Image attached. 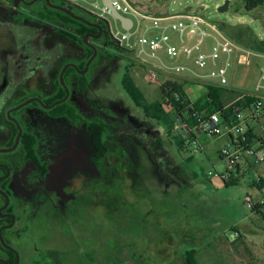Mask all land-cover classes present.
Listing matches in <instances>:
<instances>
[{
    "label": "rangeland",
    "instance_id": "1",
    "mask_svg": "<svg viewBox=\"0 0 264 264\" xmlns=\"http://www.w3.org/2000/svg\"><path fill=\"white\" fill-rule=\"evenodd\" d=\"M131 1L150 13L193 11L217 25L247 24L264 40V26L255 18L264 16V10L245 14L244 0H230L229 9L223 12L219 7L227 0ZM18 5L15 0H0V87L6 59L15 45L4 22L39 24L30 12L42 6L33 3L27 6L29 13H22V4ZM84 8L99 12L88 5ZM76 10L91 18L83 9ZM104 24L107 30L110 24L114 32L121 26L110 15ZM58 38L65 39L54 32L50 41ZM76 47L79 53L85 50L82 45ZM101 51L86 73L68 71L63 81L60 72L68 58L61 59L51 72V88L37 73L28 85L19 88L0 119L8 133H0V147L12 146L23 133L15 150L0 152V160L13 167L12 177L31 166L30 148L37 161L47 167L46 177L40 176L44 182L33 177V184L26 183L30 192L13 179L11 207L17 220L10 234L20 264H187L186 255L191 250L196 251L199 264H264V210L257 207L264 200V190L254 186L255 181H264V166L244 167L240 175L236 168L228 173V164L221 156L231 141L228 135L209 137L198 132L191 138L172 113L167 116L176 120L175 124H158L134 103L123 87V78L129 72L153 105L162 103L161 84L165 81L183 84L193 101L206 93L207 85L161 70L159 81L152 82L146 74L150 65L160 64L158 60L143 61L117 49L121 56L109 58ZM163 58L171 66L196 68L184 56ZM256 59L250 66L237 65L230 71L226 103L256 92ZM81 60L69 59L77 64ZM63 85L69 88L66 103L75 108L77 118L56 116L54 108L38 101L24 104L33 96L52 99ZM19 104L11 115L19 121L20 132L7 116V110ZM94 121L107 126L104 140L110 149L106 157L109 165L91 162L95 150L87 127ZM252 126L262 132L261 124L252 122ZM134 130L145 133L153 146L161 138L163 146H155L158 154H151L133 136ZM30 138H34L33 146ZM210 171L228 173L230 182L209 176ZM248 198L256 208L249 206Z\"/></svg>",
    "mask_w": 264,
    "mask_h": 264
},
{
    "label": "built area",
    "instance_id": "2",
    "mask_svg": "<svg viewBox=\"0 0 264 264\" xmlns=\"http://www.w3.org/2000/svg\"><path fill=\"white\" fill-rule=\"evenodd\" d=\"M70 4L85 5L99 10L97 14L103 21L107 15L113 16L112 9L103 1L66 0ZM113 8L125 17L132 19L133 25L113 31L109 24L112 41L124 52L135 54L143 61L145 58L160 62L148 68L147 79L158 82L160 71L185 76L195 82L223 87L229 90L230 71L237 65L250 66L260 52H255L223 33L213 21L197 12L150 13L139 10L131 0H111ZM93 12V11H92ZM163 56L170 59L184 56L193 66L168 65ZM211 79L204 82L201 78ZM166 82V81H165ZM164 82V83H165ZM163 84V83H162ZM161 84V85H162ZM256 90H264V69L256 81ZM244 95V94H243ZM251 95V94H250ZM242 96V95H241ZM253 96V95H252ZM255 97V96H254ZM252 106L235 107V116L225 120L220 112L210 115L194 112L198 118L197 130L209 137L228 135L231 141L221 150V156L228 164L227 172L236 168L246 158L255 165L264 163V123L263 101L255 97ZM252 122L261 124L259 135L250 134L254 130ZM228 173L209 172L211 177H228ZM251 208H255L251 198L247 199ZM264 210V200L259 204Z\"/></svg>",
    "mask_w": 264,
    "mask_h": 264
},
{
    "label": "trees",
    "instance_id": "3",
    "mask_svg": "<svg viewBox=\"0 0 264 264\" xmlns=\"http://www.w3.org/2000/svg\"><path fill=\"white\" fill-rule=\"evenodd\" d=\"M26 1L28 2L25 3L26 8L22 4L20 12L25 13L26 11L29 13L30 9L27 6L32 5L33 3L30 2L33 0ZM34 4L42 6V8H38L37 10L33 9L31 10L32 12H30L31 18L36 19L39 24H20L17 22L8 23L7 27L15 38L17 51L25 53L26 55L40 56V64L43 65V73L46 75L47 72L54 68L56 63H58L61 59L67 57H78L79 52H76V46L82 45L85 47V50H83L85 54L80 57V60L82 59L81 62L76 65L75 68L67 67L64 72V76L68 73V71L80 72L86 70L88 61L95 54V50L90 46L93 38H91L92 36L89 37L86 42V36L88 34L99 35L100 29H102V33H106L107 29L103 19L82 6H80V9H83V11H85L88 15L91 14V18L78 13L76 10V7L78 8V6L68 3L66 0H36ZM261 10H264V0L243 1V12L245 14L252 16L251 14ZM255 18L260 20L264 26V16L260 15ZM218 26L223 33H225V35L232 38L239 44L255 52L264 53V40L258 36L250 25L240 23L236 25L218 24ZM53 31L61 34L65 39H56L53 43V48H48L47 42L52 37V34L54 33ZM101 37H103V34ZM100 43L104 45L103 41H100ZM107 45L108 46L103 47L102 50L104 51L103 54H106L109 58L121 56L116 49L124 52L121 48L115 45L114 42H107ZM15 87L16 84H13L11 92ZM123 87L134 103L145 111V114L149 119L156 118L158 120V124H160L159 121H173V124H175L176 120L174 121L172 117L170 118L167 116V114L172 113L175 115L177 120H181L186 130L190 133L191 138H196L197 133L199 132L197 130L198 118L193 115L195 111L198 112L199 115H210L212 113L220 112L222 117L225 120H228L229 118L235 116V107L252 106L256 102V98L254 96L244 94L235 102L226 103L225 98L227 90L223 87L211 85H207L206 93L193 101L186 93L183 84L167 81L161 85L163 104L158 102L153 105L148 103L145 95L140 90L129 72H126L123 78ZM61 93L58 97L44 99L43 103L48 105L49 109L54 108L53 114L56 116H68L73 119L77 118L75 108L68 106L66 103L68 98L65 91L63 90ZM6 95L9 96L8 94ZM8 99L0 100V114L3 107L8 102ZM106 130L107 126L100 121H94L88 124V133L95 148V162H98L99 160L101 161L109 154V145L104 140ZM252 133L253 131L250 130V134ZM132 134L135 138L145 144L149 148L148 150L150 153L153 155L158 154L155 151V146H163V140L161 138L157 140L153 146L152 142L148 140L145 133L134 130V133ZM30 139L32 142L31 146H33L34 138ZM177 141H179V138ZM31 146L27 148H30ZM34 155L33 150L30 148L29 158H33ZM229 173H231V171ZM223 180L226 183H229L230 176L228 175V177ZM257 207L260 208L259 205H257ZM186 260L187 264H199L196 258L195 250L189 251V254L186 255Z\"/></svg>",
    "mask_w": 264,
    "mask_h": 264
},
{
    "label": "flooded vegetation",
    "instance_id": "4",
    "mask_svg": "<svg viewBox=\"0 0 264 264\" xmlns=\"http://www.w3.org/2000/svg\"><path fill=\"white\" fill-rule=\"evenodd\" d=\"M25 3H28V2L26 0H23L19 2V5L25 4ZM30 3H32V1ZM74 5H77L80 8V5L78 4H74ZM9 22H15V21L9 20V21H5L4 23L8 25ZM5 34L9 36L8 33H5ZM102 34H103V37H101ZM90 37L93 38L90 46L92 49L97 51V55L99 54V52L102 50L103 47L108 46L107 42H113L111 39L109 30H106V33H101L99 35H90ZM50 40L47 42V47L53 48V43ZM100 41H103L104 45H102ZM76 52L77 53L79 52L78 49ZM84 54L85 53L81 51V53H79L78 55V58H80L81 56H84ZM67 58H68V61L65 63L63 69L60 72L61 76L63 77H64V72L67 69V67L75 68L76 65H78L77 63L69 61V59L73 57H67ZM40 60H41L40 56L26 55L25 53H21L20 51H17V46L15 42L14 49L10 53L9 59L8 60L6 59L7 66L5 70L4 79L0 87V100L8 99V98H9L8 102L12 100L17 94V91L19 90V88H21L22 86L28 85L30 81L32 80V78L37 73L40 74L44 78V80L47 82V85L51 88L52 87L51 72L56 69L57 63L55 67L52 68L50 71H48L47 74L45 75L43 73V65L40 64ZM13 84H16V87L11 92V87L13 86ZM63 90L65 91L67 98H69V93H68L69 88L65 85H63V87L60 89V92L57 95H55V97H58L60 93L63 92ZM6 94H8L9 96H7ZM29 99H34L33 101L40 102L46 108L49 107L48 105H45L43 103L44 98L40 96H33ZM8 102L6 103V105L3 107L1 111L0 119L3 115H5L4 109L6 108ZM20 105L22 104H19L18 106L7 110V116L13 119L14 123L19 128V132L22 129L21 125L19 121L11 115V111L19 107ZM87 132H88V127H87ZM0 133L4 135L8 134L7 131H5V129L2 128L1 120H0ZM22 136L23 135H18V137L16 138L12 146L6 145V146L0 147V152L15 150L19 146V144L22 142L23 140ZM94 157H95V152H94V156L91 159L92 163L99 164V163L104 162L108 164V160L106 159V157L103 158L101 161L99 160L98 162L94 161ZM29 159H31L32 161V163L30 164L31 166H29L28 168H25L23 164L22 168H25L23 174L18 175L16 173L15 174L13 173L14 178L12 177L13 167L11 166V163L9 161L0 160V264H20L19 253L17 249L14 247L13 240H12V233L10 234V229L15 226L16 220H17L16 214L14 213V210L11 207V200H12L11 191H12L13 179L17 181L19 186L24 191L30 192V188L28 187L26 183L33 184V182L35 181L33 177H36V179L37 178L40 179L41 175H44L46 177V174H45V171L47 169V167L45 166L46 163L43 164L42 162H38L35 157L29 158ZM24 178H26V180H24ZM41 180L42 182H44L45 178L43 177V179L41 178ZM53 262L57 263V260ZM40 263L42 264V261Z\"/></svg>",
    "mask_w": 264,
    "mask_h": 264
},
{
    "label": "crops",
    "instance_id": "5",
    "mask_svg": "<svg viewBox=\"0 0 264 264\" xmlns=\"http://www.w3.org/2000/svg\"><path fill=\"white\" fill-rule=\"evenodd\" d=\"M261 55L257 56V59L258 60V68H259V74H258V78L261 74V70L262 68L264 69V53H260ZM239 65V64H237ZM236 65V66H237ZM257 78V80H258ZM255 90H256V87H255ZM255 97H259L261 98V100L263 101V110H264V90H261V91H257L254 92L253 94H251ZM241 97V96H239ZM239 97H237L235 100H233L231 103L235 102ZM264 120V114H263V119ZM253 132H254V135H259L260 132H257V130L255 129V127H253ZM251 158H246L242 163H240L236 169H237V172H238V175L241 174L242 172V169H244V167H255V168H260L262 166H264V163L263 164H259V165H255L251 162ZM254 186H256V188H258L259 190H264V181L262 179H260V181H255L254 182ZM233 228H236V227H233ZM217 241V240H216Z\"/></svg>",
    "mask_w": 264,
    "mask_h": 264
},
{
    "label": "water",
    "instance_id": "6",
    "mask_svg": "<svg viewBox=\"0 0 264 264\" xmlns=\"http://www.w3.org/2000/svg\"><path fill=\"white\" fill-rule=\"evenodd\" d=\"M20 1H23V0H15V4L18 5ZM36 0H33L32 3H34ZM103 3L107 6H109L112 11H113V17L116 18L117 20H119L121 22V25L123 28L125 29H130L133 25V21L132 19L128 18V17H125L123 16L122 14H120L118 11H116L113 6H112V1L111 0H102ZM229 4H230V0H227L225 2V4H223L222 6L219 7V11L220 12H223V11H227L229 9ZM58 7V6H57ZM59 8H62V7H59ZM100 28V27H99ZM102 33V29H100V34ZM90 35L92 34H88L86 36V42L88 41V38L90 37ZM97 55V51H95V54L94 56L90 59V61L88 62L87 64V67H86V70L84 71H81L82 73H86L89 69V66L91 64V62L93 61V59L96 57ZM61 79L63 80V76H61ZM34 99H29L27 100L24 104H28V103H31ZM22 132H20L19 135H21Z\"/></svg>",
    "mask_w": 264,
    "mask_h": 264
}]
</instances>
